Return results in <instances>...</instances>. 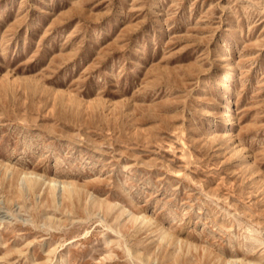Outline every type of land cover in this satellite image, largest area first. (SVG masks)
<instances>
[{
  "label": "rangeland",
  "instance_id": "rangeland-1",
  "mask_svg": "<svg viewBox=\"0 0 264 264\" xmlns=\"http://www.w3.org/2000/svg\"><path fill=\"white\" fill-rule=\"evenodd\" d=\"M61 257L264 264V0H0V264Z\"/></svg>",
  "mask_w": 264,
  "mask_h": 264
},
{
  "label": "bare ground",
  "instance_id": "bare-ground-1",
  "mask_svg": "<svg viewBox=\"0 0 264 264\" xmlns=\"http://www.w3.org/2000/svg\"><path fill=\"white\" fill-rule=\"evenodd\" d=\"M138 64L140 66L141 62L139 61ZM222 66H223L225 71L221 75L222 76L221 87H222V90H224L223 96H224L226 102H228L230 100V93H231V90L229 89V83H230V81H232L234 79V73L232 71L233 67L231 64H229L228 61H225ZM217 82H219V81H217ZM209 114L211 115V112ZM224 115H230L229 105H227V109L224 110ZM206 122H208V120ZM225 123H226V125H225L226 128L222 129L225 131H222V132H217L215 130V127L213 124L208 125V130H209L208 132L211 133L210 139H212L213 141L219 142V140H217V139L220 137H223V140L227 141V143H229V142L233 143L234 142V140H233L234 139V137H233L234 133L230 130V127L233 124H235L236 122L234 121V118L230 116L228 118V120L226 119ZM237 151H238V153H241L242 148L241 147L238 148ZM5 168H6V170L10 169V167L8 165H6ZM23 177H24V180H26V184H27L28 188L33 189V190L35 189L36 185L40 182L38 179L39 177H37V174L34 176L25 175ZM253 180H255L256 183L260 182L259 176L257 178H253ZM48 182H50V185L53 188V194L54 195L56 192H59V194L61 196H63V191H64V193L67 194L70 198H73L75 192H77L75 187H73L72 184L69 182H63L61 184V186L57 185L54 179H49ZM107 206L109 207L110 205L108 204ZM60 260H62V257L56 259L55 260L56 263H54V264H60ZM226 264H260V263H258L256 261L245 260L244 258H240V259L238 258V259H227Z\"/></svg>",
  "mask_w": 264,
  "mask_h": 264
}]
</instances>
